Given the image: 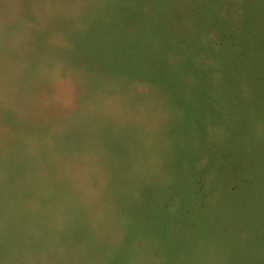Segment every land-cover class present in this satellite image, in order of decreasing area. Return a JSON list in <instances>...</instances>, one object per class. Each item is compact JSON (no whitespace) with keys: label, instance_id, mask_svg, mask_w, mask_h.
<instances>
[{"label":"trees","instance_id":"trees-1","mask_svg":"<svg viewBox=\"0 0 264 264\" xmlns=\"http://www.w3.org/2000/svg\"><path fill=\"white\" fill-rule=\"evenodd\" d=\"M32 1L19 0L17 10L11 12L4 6L6 0H0V21L5 22L2 16L4 20L25 21L28 40L24 35L21 39L34 48L30 49L36 52L32 58L46 59L49 67L56 62L69 69L71 77L85 88L84 94L96 100L111 97L120 103L121 99L123 106L113 113L124 112L121 127L127 133L123 137L112 134L113 142H108L107 148L114 167L95 171L99 177L94 175L88 180L86 190V183L73 181L70 170H64L66 175H62L63 171L50 163L47 173L48 164H34L38 183L43 187L40 190L42 209L45 208L42 216L35 213V218L43 219L48 225L53 214L70 209L64 219L73 230L62 234L58 225L53 228L58 235L53 262L64 264L68 259V264H95L94 260L99 257L105 262L107 258V264H192L199 259L198 251L204 244H215L222 249L224 246L218 244L220 239L212 231L215 228L205 227L204 215H201L204 207L213 202L203 196L208 188L203 170L208 164L221 167L220 174L226 171L222 189L215 190L216 199L237 193L238 184L250 199L258 200L262 195L264 140L252 144L245 140L242 129L249 116H258L253 109L261 107L264 120V26L248 28L239 23L236 31L229 28L221 16L227 0H110L103 13L110 11V15L116 11L120 17L108 18L106 24L99 14L100 19L95 18V24L90 27L80 23L72 27L71 16L56 26L45 27L34 17L29 4ZM53 1L67 3L68 0ZM212 30L218 36L216 48L209 43ZM52 31L61 34L58 47L47 42ZM4 32L12 36L19 30L7 23ZM169 55L177 57L173 64L169 62ZM26 69L21 82H26L29 89L40 88L41 80L35 81L31 68ZM139 83L144 84L140 89L136 86ZM86 88L92 91L89 93ZM11 113L3 110L0 114L7 115L9 122L10 116L17 122L22 121ZM142 120L149 124H143ZM214 123L222 125L221 136L211 131L212 127H218ZM154 124L159 128L157 138L166 137L165 147L170 136L175 143L179 139V144H183L182 164L173 179L161 175L152 177L154 172L144 166V158L149 153L143 144ZM218 138H223L219 144ZM213 144L217 146L214 148ZM75 146L74 138L62 148L73 150ZM164 154L167 157L166 151ZM202 158L205 163L196 170L194 163ZM18 165V161L12 160L5 167L11 169ZM38 167L43 172L42 178L37 174ZM173 167H176L174 157ZM22 175L19 172L3 176L0 170V211L6 207V199L14 204L17 195L26 194L25 205L35 198L30 189L19 188ZM106 202L110 210L114 204L115 212L124 221L125 236L123 246L111 247V254L105 258L103 243L94 245L93 242L101 235V222L103 226L108 224L105 217L112 213L107 211ZM250 208L255 220H260L256 221V227L262 235L253 244L260 249L264 246V208L252 205ZM98 214L104 220L94 229V216ZM239 231L238 240L234 237L229 243L245 249L247 244L243 241L248 229L241 227ZM5 254L0 245V264L6 262Z\"/></svg>","mask_w":264,"mask_h":264},{"label":"rangeland","instance_id":"rangeland-1","mask_svg":"<svg viewBox=\"0 0 264 264\" xmlns=\"http://www.w3.org/2000/svg\"><path fill=\"white\" fill-rule=\"evenodd\" d=\"M109 1L68 0L67 3H64V1L33 0L29 4L36 15L34 17L37 18V22L39 23L40 20V25L45 27L47 25L48 27L56 26L67 16H71L69 20L72 27L79 23L90 27L93 23L95 24L93 21L95 18L100 19L99 14L102 15L101 21L104 24L108 18L120 17L116 11L109 15V8H107L109 12L103 13V10L106 11V4ZM18 2L19 0H6L4 6L12 12L17 10ZM80 3H83L84 6H80ZM37 16L40 18L38 19ZM221 16L225 19L227 26L234 31L237 30L239 23L248 28L264 26V0H227L223 5ZM2 20L5 22L0 21V113L3 110H10L13 116L21 118L22 121L17 122L14 117L9 115V122L5 118L7 115L0 114V165H2L0 170H2L3 176L22 172L21 178L23 180L20 178L22 182H20L19 188L30 189L31 195L33 194L35 197L25 205L23 196L26 194L17 195L15 199L18 202L15 201L14 204L6 199V207L0 211V245L6 252L4 264H56L53 262V256L56 250L54 244L58 235L55 234L53 228L58 225L62 234L73 230L70 223L64 219L70 209L67 207L64 211H57L58 213L53 214L52 221L48 225L43 219L35 218V216L41 217L42 210L44 212L45 208L42 209L43 198L40 196V190L43 187L38 183L34 164H48L45 166L47 173L50 170V163L63 171L62 175H66L65 172L70 170L69 173L73 181H78V184L86 183L84 186L86 190V186L90 184L94 175L99 177L95 171L114 167L112 157L108 153L107 143L113 142L112 134L116 137L126 133V129L121 127L125 121L124 112L121 114L113 113L123 106L122 100L120 99V103L116 99L113 101L111 97L105 99L102 97L96 100L95 97L84 94L86 93L85 88L76 82L75 77H71L69 69L56 62L49 67L46 59L42 61L39 57L32 58L36 53L31 51L34 48L28 47L21 39L24 35L25 39L28 40L25 21L10 18L4 20L3 16ZM7 23L10 26L16 25L19 32L12 36H8L7 33L5 35ZM21 24L24 25L20 26ZM50 41L52 46L58 47L61 34L52 31L47 39V42ZM90 41L92 40L90 39ZM217 42V33L212 30L209 35V43L216 48L218 47ZM110 56H112L111 53ZM168 59L173 64L177 57L169 55ZM26 67L34 70V72L31 69L29 71H31L35 81L41 80L39 82L40 88L29 89L26 82H21ZM26 70L28 71V68ZM188 79L191 80L190 75H188ZM142 84L136 85L138 89L141 88ZM86 91L89 92L92 89L86 88ZM253 110H257L258 116H249L243 126L242 135L246 141L257 144L264 140V120L261 116L263 109L258 107V109ZM26 118L31 119L30 123L28 122L29 119ZM142 121L145 125L149 124L146 123L147 120ZM213 125H218V123ZM31 126L32 128H30ZM153 127L143 144L144 149L149 153V156L144 158L146 159L144 166L147 170L154 172L152 177L161 175L167 177L168 180L169 178L173 179L177 176L176 170L182 164L181 149L184 150L183 144H179V139L176 140V144L174 138L170 136L167 139L168 146L165 147L166 137L159 136L158 139L159 128L155 124ZM221 128L222 125H218V127H212L211 131H214L213 134L221 136ZM247 132H249L248 135ZM74 138L76 146L73 150L72 148L69 150L62 148L65 147V143L68 144V141ZM221 140L223 138L220 140L218 138V144ZM212 146L215 148L217 144ZM165 151L167 157L164 154ZM117 155H119V151ZM140 155L143 157L142 154ZM173 157L176 159V167H173ZM12 160L18 161L19 165L11 169L8 166L5 167L6 163ZM43 160H47V162ZM32 161L33 166L31 167ZM203 162L205 163V158L197 160L194 163V168L200 170ZM93 170L94 172H92ZM114 171L116 169L111 172ZM138 171L140 172L141 169L139 168ZM203 171L207 176L206 182L208 184V188L205 189L207 191L203 196L205 195L210 202H213L204 207L203 214H201L204 215L202 219L205 227L208 229L215 228L212 230L215 233L214 236L216 239H220L218 244L225 248L219 249L220 247H216L215 244L206 243L204 244L205 247H202L200 252L198 251L199 257L197 258L199 259L192 264H264V246L258 249L254 248L253 245L258 242L257 238L262 235V232L256 227V221L260 220H255L250 208V205L264 208V184L261 186L262 195L258 200L250 199L246 193L244 194V190L239 184L236 186L237 193L231 196L226 194L224 199L221 197L216 199L217 191L223 187L224 181L222 179H225L224 173L226 171L224 169L220 174L221 167L217 168V165L209 166L208 164ZM6 172H10V174L8 175ZM37 174L42 178L43 172L39 167ZM64 178L67 179V177ZM70 181L71 178L68 182ZM13 191L21 194L20 191ZM22 198L23 201L20 200ZM16 203L17 205H15ZM68 203L73 206V203ZM108 210L110 207L107 204ZM109 212L112 213L105 217V220L109 221L108 224H104V226L102 222L100 224V221L104 219L100 218L99 214L94 216L93 221L95 223V225L93 224L94 229L96 224H100V228L103 227L101 235L97 236L93 243L94 245L103 243L105 258L111 254L113 250L111 247L120 248L123 246L125 236L124 221L115 212L114 204L111 205ZM35 213L39 214L35 215ZM103 215L105 216V214ZM97 219L99 222H96ZM64 223L65 225H63ZM241 227L248 229V235L243 241L247 244L245 249L241 248L239 244L229 243L234 237L235 241L238 240ZM82 248L83 245L80 244L79 249L82 250ZM97 258L94 260L95 264L108 263L107 258L106 262L104 258ZM63 263L68 264L69 260L65 259Z\"/></svg>","mask_w":264,"mask_h":264}]
</instances>
